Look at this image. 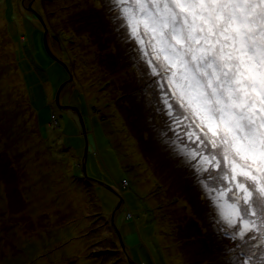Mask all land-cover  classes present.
<instances>
[{
    "label": "rangeland",
    "instance_id": "obj_1",
    "mask_svg": "<svg viewBox=\"0 0 264 264\" xmlns=\"http://www.w3.org/2000/svg\"><path fill=\"white\" fill-rule=\"evenodd\" d=\"M97 3L0 0V151L29 155L51 210L0 208V258L65 264L74 246L79 264H218L195 176L154 138L151 117L171 129Z\"/></svg>",
    "mask_w": 264,
    "mask_h": 264
},
{
    "label": "snow or ice",
    "instance_id": "obj_2",
    "mask_svg": "<svg viewBox=\"0 0 264 264\" xmlns=\"http://www.w3.org/2000/svg\"><path fill=\"white\" fill-rule=\"evenodd\" d=\"M97 7H107L115 37L145 85L141 93L171 129L159 130L151 117L154 138L195 176L216 247H223L218 264H264V0H108L107 6L98 0ZM13 196L33 217L51 211L29 155L0 151V208ZM104 239L96 235L89 252ZM86 258L72 246L65 264ZM0 264L14 262L0 258Z\"/></svg>",
    "mask_w": 264,
    "mask_h": 264
},
{
    "label": "water",
    "instance_id": "obj_3",
    "mask_svg": "<svg viewBox=\"0 0 264 264\" xmlns=\"http://www.w3.org/2000/svg\"><path fill=\"white\" fill-rule=\"evenodd\" d=\"M81 121H82V119H81ZM82 124H83V121H82ZM84 126V125H83ZM85 157H87V150H86V153H85ZM83 168H84V170H85V172H86V163L84 162L83 163Z\"/></svg>",
    "mask_w": 264,
    "mask_h": 264
}]
</instances>
